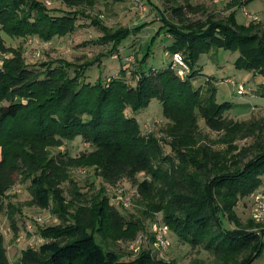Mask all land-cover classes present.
<instances>
[{
    "label": "trees",
    "instance_id": "trees-1",
    "mask_svg": "<svg viewBox=\"0 0 264 264\" xmlns=\"http://www.w3.org/2000/svg\"><path fill=\"white\" fill-rule=\"evenodd\" d=\"M54 1L66 10L49 7L45 0H0V54L13 55L0 69V214L8 192L21 179L30 181L35 205L49 209L57 202L52 209L61 218L60 224L41 230L47 242L39 249L22 251L21 264H174L154 260L149 248L122 260L96 240V234L104 240L133 239L156 214H162L179 240L203 248L222 264H251L264 248V233L254 230L252 220L242 223L236 208L263 183L264 117L232 118V102L219 103L214 87L203 99L192 80L200 74L195 69L200 57L213 48L238 52L237 69L264 77V29L254 21L239 24L236 10L225 18L210 13L205 20L190 21L188 12L207 10L190 0H163L176 21L161 13L163 25L141 60L136 84L127 82L125 71L92 83L83 78L99 57L81 65L56 60L34 68L20 49L7 46L4 36L50 42L74 33L84 18L101 31L97 44L110 45L107 53L117 55L132 32L147 25L111 29L89 13L98 0ZM251 1L232 0L227 9ZM162 32L173 40L169 51L186 57L191 73L185 79L170 65L144 69ZM154 100L167 120L163 139L144 134L135 116ZM78 137L92 150L76 157L53 152ZM80 166L94 168L106 185L124 179L136 185L143 217L127 220L110 204L104 188L84 205L68 201L61 185L72 180L70 169ZM140 173L146 175L142 181ZM225 220L235 228H227ZM0 264H12L2 234Z\"/></svg>",
    "mask_w": 264,
    "mask_h": 264
},
{
    "label": "rangeland",
    "instance_id": "rangeland-1",
    "mask_svg": "<svg viewBox=\"0 0 264 264\" xmlns=\"http://www.w3.org/2000/svg\"><path fill=\"white\" fill-rule=\"evenodd\" d=\"M45 1L49 2V7L66 10V7L58 1ZM231 1L232 0H190L189 2L191 5L203 6L207 10V13L202 10L197 13L188 12L187 17L190 21H199L205 20L208 14L215 13L218 18H225L232 11L236 10L237 21L248 24L254 21L252 17H257L254 22L259 23L264 29V5H262L258 11L251 13L246 7L228 10L227 8ZM140 3L144 4L147 8V12L143 14L139 12L138 6ZM89 13L93 17H97L100 22L111 29L120 27L135 29L139 23L146 24L147 26L139 32H132V35L120 47L119 54L117 55H109L107 53L111 48L110 45L97 44L96 40L102 36V33L97 27L91 25L90 20L84 18L78 20L76 31L65 37H56L50 42H45L37 37H29L26 39L4 36L6 44L8 47L20 49L26 64L34 68H38L42 63L56 60H64L69 63L81 65L82 63L92 61L96 57H99V62L88 68L83 80L93 83L96 82L99 77H102L104 81H106L108 78L119 76L122 71H125L124 78L130 85H135L139 73L143 71L141 68V60L148 52L151 39L163 25L161 13H164L170 18L172 17L167 9V5L163 0H98L96 6L90 9ZM172 18L176 21L174 17ZM172 41L171 36L162 32L155 44L152 45L150 58L144 64L145 70H150L153 67H158L159 70H163L170 65L171 59L169 61V57H171V52L169 51V45ZM38 52L40 53L39 55ZM12 57V53L0 54V66L3 67L4 62ZM238 57V52L214 48L211 52L203 54L198 61L201 72L213 75L212 79L218 90L217 101L219 103L226 101L235 103V100L239 98L234 87L225 82L226 79L236 78L239 82L251 81V83H253L250 78L251 74L235 67V62ZM74 71L73 67L69 69L71 76L74 75ZM210 89L211 86L208 88L207 86L205 87L202 94L203 99L209 96ZM229 90H232V92L234 91V93H232L233 96L229 93ZM235 106L236 105H234L233 109L230 111L231 117L234 119L236 117L235 114L238 112ZM132 113L131 110L127 111L129 116L133 115ZM135 116L144 134L152 133L158 138H164L163 130L167 124V120L163 116L162 105L157 100H154L147 109H143ZM260 117H264V113L253 110L251 114L245 118L250 120ZM163 145L165 153L171 154L170 147L165 143H163ZM91 150L92 147L84 143L83 140L78 137L73 141H65L62 147L53 149V152H61L71 157H76L83 152H89ZM70 177L72 179L71 181H67L61 185L64 196L68 201H75L76 204L84 205L87 199L90 200L91 195L101 190V188H104L110 204L114 205L120 214L127 220L140 219L143 217L141 213L143 201L140 196L136 197L133 195L136 192L137 186L133 185L130 181L124 179L116 186H109L97 175L94 168L81 166L72 167L70 169ZM145 178L146 175L144 173L138 175L139 181ZM262 181H264V175L262 176ZM118 191H123L122 195L124 196V201L128 205L117 202L116 197ZM76 193H82V196L76 197ZM33 200L34 196L30 181L24 182L21 179L16 180L15 186L8 192L5 198V209L4 212L0 214V234L4 236L5 247L12 264H21L20 256L23 250L28 248L39 249L42 244L47 242V239L41 234L43 228L61 223V218L58 213H55L52 209L57 207V202L55 203L52 201L51 208L42 209L35 205ZM250 209L251 196L242 199L236 208V212L244 224H246L248 220H251ZM71 211L74 212L75 208L73 207ZM157 217L162 219V214H156L155 218ZM38 218L44 220L43 224L36 222ZM150 223L148 219L144 229L139 231L133 239H120L117 241H112L110 239L104 240L100 234H96V240L104 249L115 251L121 256L122 260H132L139 254L137 255L130 251L129 245L137 240L143 232L149 230ZM29 225L33 226L32 231L29 230ZM225 226L229 229L235 228L233 223L231 224L226 220ZM254 230L259 234L264 233L263 230L261 231L259 225H256ZM169 236L171 240L170 248L163 252L156 250L151 251L154 260H163L167 263L173 262L174 264H222L203 248L192 247L179 240L173 232H170ZM143 249L144 248H142V250ZM251 264H264V248L259 257Z\"/></svg>",
    "mask_w": 264,
    "mask_h": 264
},
{
    "label": "built area",
    "instance_id": "built-area-1",
    "mask_svg": "<svg viewBox=\"0 0 264 264\" xmlns=\"http://www.w3.org/2000/svg\"><path fill=\"white\" fill-rule=\"evenodd\" d=\"M264 1V0H263ZM47 4L49 2H46ZM139 12L141 14L147 12V8L144 4L140 3ZM251 17V16H250ZM254 21H256L257 17H252ZM40 53L38 52V55ZM171 69L181 78L185 79L190 73L191 69L186 61V57L181 52H174L171 54V62H170ZM0 69L2 67L0 66ZM227 84L232 85L236 88V92L239 95L246 94L245 85L242 83H238L235 78H228L225 80ZM123 191H118L116 200L118 203L128 205L124 201V196L122 195ZM136 197H139L140 194L136 189L135 194ZM250 216L251 220L256 224L259 225L261 231L264 232V192L256 191L251 195V209H250ZM36 222L43 224L44 220L42 218L36 219ZM29 230H33V226L29 225ZM170 229L168 225H166L161 218H156L150 225L148 231L143 232L137 240L132 242L129 245V250L134 252L135 254H139L142 248H149L151 250H156L159 252L166 251L171 246L170 240Z\"/></svg>",
    "mask_w": 264,
    "mask_h": 264
},
{
    "label": "crops",
    "instance_id": "crops-1",
    "mask_svg": "<svg viewBox=\"0 0 264 264\" xmlns=\"http://www.w3.org/2000/svg\"><path fill=\"white\" fill-rule=\"evenodd\" d=\"M262 5H264V1L263 0H252L251 2H249L248 4H246L242 8L246 7L251 13H254V12L258 11V9L260 7H262ZM238 23L239 24H243V23H240L239 21H238ZM171 44H172V42H171ZM171 44L169 46H171ZM171 54H170V56H171ZM170 59H171V57H169V61H170ZM199 68H200V65H198V62H197L195 69L200 74L197 75L192 80V83H193L194 87L196 89H200L202 94H203V92H204L203 90L205 89L206 86H207V88L209 86H211L212 88L214 87L217 90L216 84H215V82L212 79L213 75L204 74L203 72L200 71ZM152 70L156 71V70H159V69H158V67H156V68L153 67ZM246 72H248V71H246ZM248 74H251L250 78L253 81V83H251V81L239 82V81L236 80L238 83L244 84L245 88H246V94L239 95L237 93V95H239V98H237L235 100L236 104L232 102L233 103V107H234V105H236L235 109L238 110V112L235 114V116H236L235 119L236 120H238V119L247 120L248 117L247 118H245V117L249 116V114H251V112L253 110H255L257 112L261 111L262 113H264V88H263V86H264V77L260 76V75H254L252 72H248ZM196 84H198V85H196ZM231 89L232 90L235 89V91H236V88H234V89L231 88ZM232 90H229V93L231 95H232V93H234V91L232 92ZM217 95H218V90H217ZM259 190L264 192V181H263L261 187L258 189V191Z\"/></svg>",
    "mask_w": 264,
    "mask_h": 264
}]
</instances>
